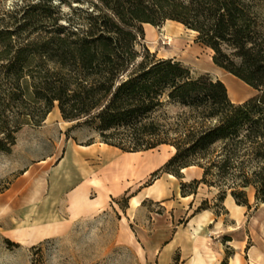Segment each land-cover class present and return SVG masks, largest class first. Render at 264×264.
<instances>
[{"label": "trees", "instance_id": "trees-1", "mask_svg": "<svg viewBox=\"0 0 264 264\" xmlns=\"http://www.w3.org/2000/svg\"><path fill=\"white\" fill-rule=\"evenodd\" d=\"M54 1L0 3L1 151L57 102L66 121L123 151L173 146L153 177L198 165L238 204L250 207L251 186L264 202V0H89L71 14ZM167 20L196 31L216 65L259 93L234 103L222 80L139 49L144 24Z\"/></svg>", "mask_w": 264, "mask_h": 264}, {"label": "rangeland", "instance_id": "rangeland-1", "mask_svg": "<svg viewBox=\"0 0 264 264\" xmlns=\"http://www.w3.org/2000/svg\"><path fill=\"white\" fill-rule=\"evenodd\" d=\"M20 1L0 0V3L11 6ZM88 2L63 0L60 4L66 14H71L73 7H87ZM144 29L145 38L138 44L139 49L147 47L158 57L180 60L195 74L209 73L222 80L234 103L245 102L259 93L244 80L216 65L213 49L197 41L198 33L184 24L167 20L159 26L144 24ZM68 140L87 144L101 140V136L94 127L66 121L56 102L41 125H25L18 132L10 152L0 150V264H157L153 254L156 247L153 248L152 243L156 244L159 237L161 240L171 237L175 225L183 224L187 215L177 217L173 225L170 214L164 218L158 216L162 209L152 202H147L145 209L129 211L130 190L110 200L100 212L78 219L67 232L41 240L50 231L40 221L50 218V214L40 204L35 207L34 199L42 200L49 195V170L64 153ZM67 150L64 169L72 157L71 148ZM174 153L173 146L161 145L142 155L153 158L156 164H164ZM45 159L49 164L42 162ZM195 166L187 174L181 171L177 177L181 184L185 183V192H196L192 211L211 207L220 214L226 213L222 200L226 188L213 175L203 182L205 170ZM159 174L149 176L142 183L154 182ZM226 190L229 195L231 190ZM246 190L250 201L246 217L241 224L227 218L230 235L222 237L235 246L244 245L246 253L248 250L264 252V202L256 199L253 186ZM151 210L155 212V221L149 213ZM164 225L169 231L158 233L155 226ZM231 254L232 250L228 249L227 256ZM246 258L249 255L246 254ZM173 264H180L177 253Z\"/></svg>", "mask_w": 264, "mask_h": 264}, {"label": "crops", "instance_id": "crops-1", "mask_svg": "<svg viewBox=\"0 0 264 264\" xmlns=\"http://www.w3.org/2000/svg\"><path fill=\"white\" fill-rule=\"evenodd\" d=\"M68 147L72 157L64 169ZM145 152H126L102 140L87 144L68 140L64 153L49 170V195L43 201L34 199L35 207L40 204L50 214V218L40 221L50 231L41 240L67 232L78 219L100 212L110 200L130 190L129 211L145 209L146 203L152 202L162 209L158 216L164 218L170 214L173 225L177 217L187 215L183 224L175 225L171 237L161 240L157 234L159 240L152 243V247H156L153 254L157 264H173L176 253L180 264H223L224 261L227 264H264L263 251L248 250L246 253L244 245L235 246L222 237L230 235L227 218L241 224L248 206L238 204L229 194L224 201L226 213L217 214L214 209L192 211L193 195L182 194L181 183L173 174L164 173L150 184L142 183L163 164L144 157ZM42 162L49 164L48 159ZM195 167H187L182 172L187 174ZM149 213L155 221L154 210ZM155 227L158 233L169 231L165 225ZM228 249L232 250L229 257Z\"/></svg>", "mask_w": 264, "mask_h": 264}, {"label": "bare ground", "instance_id": "bare-ground-1", "mask_svg": "<svg viewBox=\"0 0 264 264\" xmlns=\"http://www.w3.org/2000/svg\"><path fill=\"white\" fill-rule=\"evenodd\" d=\"M145 24H148V25H149L150 23H145ZM193 31H194V30H193ZM259 255H260V254H259ZM260 256H261V255H260ZM260 256H258V257H260Z\"/></svg>", "mask_w": 264, "mask_h": 264}]
</instances>
